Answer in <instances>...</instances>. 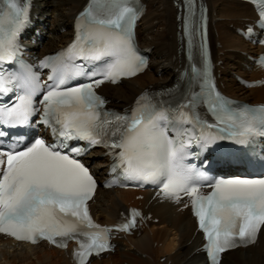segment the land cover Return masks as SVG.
I'll return each instance as SVG.
<instances>
[{"label":"snow or ice","instance_id":"snow-or-ice-1","mask_svg":"<svg viewBox=\"0 0 264 264\" xmlns=\"http://www.w3.org/2000/svg\"><path fill=\"white\" fill-rule=\"evenodd\" d=\"M251 2L264 28V0ZM185 7L180 19L189 59L186 86L176 90L178 98L167 101L164 93L156 94L159 100L142 93L121 114L106 109V100L95 89L147 67L134 39L140 12L136 0H89L77 17L72 43L40 61L41 68L51 70L45 84L21 59L18 37L29 20L28 5L0 0V136L6 135L4 127L29 124L39 115L53 138L22 146L14 142L7 148L0 144V234L65 250L74 240L73 264H91V256L110 251L111 233L130 232L141 213L131 209L113 227L93 221L90 202L99 185L77 157L102 145L112 157V171L123 177L113 183H150L165 199L179 202L181 194L189 198L211 264H220L227 250L257 242L264 232V178L212 181L185 160L193 139L207 147L216 140L244 144L264 137V106H238L215 90L203 9L197 20L192 0ZM258 62L264 66V56ZM167 95L173 97V90ZM201 106L211 122L201 116ZM204 183L211 189L207 195L200 193Z\"/></svg>","mask_w":264,"mask_h":264},{"label":"bare ground","instance_id":"bare-ground-1","mask_svg":"<svg viewBox=\"0 0 264 264\" xmlns=\"http://www.w3.org/2000/svg\"><path fill=\"white\" fill-rule=\"evenodd\" d=\"M85 0H34V20L43 38L40 46L38 36L30 48L36 54L51 52L64 45L72 34L75 13ZM147 4L142 26L137 29L138 41L142 47H149L151 61L149 69L142 75L123 81L117 86H105L106 96L111 103L123 107L129 105L136 94L143 89L171 86L180 66L183 53L177 34V9L173 0H144ZM209 14V38L212 56L221 62L216 66L226 94L252 103L264 102V86L245 88L236 81L234 74L259 76L244 52L259 50L235 33L230 25L241 26L246 18L253 17V9L237 0H206ZM52 22L49 29L42 27ZM51 26V25H50ZM43 28V29H42ZM49 30V32H48ZM249 67V70H247ZM101 164L95 167L100 170ZM133 191L99 190L93 206L102 222H111L121 209L130 203ZM149 198L142 204L157 217L158 223L139 235L118 240L116 251L91 264H205L201 252L196 248L202 243L201 235L195 233V223L188 210H179L177 205L167 201L159 202ZM169 223V226L168 224ZM164 258L163 261L160 259ZM0 264H70L66 254L46 246H15L0 242ZM221 264H264V232L257 242L247 248L225 253Z\"/></svg>","mask_w":264,"mask_h":264},{"label":"rangeland","instance_id":"rangeland-1","mask_svg":"<svg viewBox=\"0 0 264 264\" xmlns=\"http://www.w3.org/2000/svg\"><path fill=\"white\" fill-rule=\"evenodd\" d=\"M47 22H48V26H45L46 23L42 26V27H46V30H47V28L49 29L50 27H52V22H49V21H47ZM50 25H51V26H50ZM230 27L233 28V25L231 24ZM42 29H43V28H42ZM48 32H49V30H48ZM167 224H168V226H169V223H167Z\"/></svg>","mask_w":264,"mask_h":264}]
</instances>
